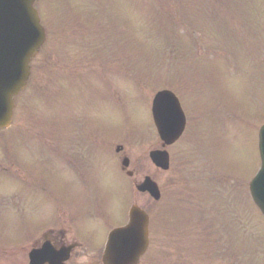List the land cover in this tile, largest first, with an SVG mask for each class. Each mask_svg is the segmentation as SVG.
Instances as JSON below:
<instances>
[{"label": "rangeland", "instance_id": "obj_1", "mask_svg": "<svg viewBox=\"0 0 264 264\" xmlns=\"http://www.w3.org/2000/svg\"><path fill=\"white\" fill-rule=\"evenodd\" d=\"M89 1L93 3L86 5V2H81L84 14L77 9L72 12V6L65 9L64 5L68 4L65 1L59 4L62 6L58 8L57 15L50 16L53 0H38L37 8L44 14L43 19L50 16L54 23L53 27L48 25L47 46L33 65L30 89L23 97L27 103L23 102L25 105L22 106L18 103L13 126L6 133H0V141L4 138L12 142L7 149L0 143V264H10L8 256L15 253L3 249L7 245L5 242L12 241L16 246L20 237L33 233L44 220L51 219L57 210H62V220L60 218L57 223H65L69 219L66 212L77 205L64 195L68 190L75 188L85 193L87 196H83V200L89 197L81 181H73L69 177L67 171H74V168L69 166L68 152L63 142L67 141L73 117L94 116L91 104L96 99V91L105 92L104 95L109 98L107 103L117 105L116 96L113 95L116 93L115 87L120 89L124 105L123 123L119 119L120 108L112 107L117 109L114 111L118 119L115 124L121 122V125L114 135L116 128L111 127L108 128L110 131L103 129L101 136L106 131L107 135H111V141L124 145V156L130 158V169L135 172V178H129L127 182L134 185L135 181L139 182L150 175L160 185L167 204L180 197L181 205L196 211L200 208L199 201L203 205L206 203L202 194L230 189L231 194L226 195L230 208L238 219L245 221L236 223L235 227L239 232L236 234L239 241H235V263L264 264L262 216L257 209H250L248 201L245 202L242 194H245L243 190L246 185H240L239 181H250L259 164L253 126L246 130L243 124L253 125L259 115H264V38L263 42L259 39L264 33V0H226L224 4L222 0H110L109 6H106L107 0ZM63 10L65 14L61 15ZM104 12L108 15L102 17ZM73 16L82 18L86 27L79 31L86 35L75 33L73 41L64 39L60 42L62 26H58L59 19ZM109 16L114 28L118 29L112 38L105 36L111 35L110 30L107 34L102 30V21H108ZM47 22L44 19V23ZM65 43L71 45L63 47ZM82 44L91 45L92 48L97 44L93 49L94 56L88 60L89 66L80 65L81 56L85 54L79 50ZM212 46H215L214 56ZM61 51L70 54V57L59 55ZM225 51L229 52L227 58ZM69 65L76 67L68 68ZM161 83L174 90L180 100L187 101H182V104L189 115L188 127L191 132L189 134L188 130L183 140L171 148L173 160L168 172L156 168L149 160L150 151L160 148L152 120L151 103L158 91L156 87ZM60 91L61 95H58ZM38 95L50 97L46 100L48 106L37 101ZM86 95L92 101L87 104L89 109L83 111V104L78 105L79 98ZM55 96L58 101L53 98ZM33 99V110L45 119L42 124L37 122L38 116L33 117L30 107ZM227 106L230 108L227 109ZM107 114L112 119L111 114ZM102 118L98 116L96 119L101 122ZM128 118L133 127L131 124L128 126ZM46 120H49L48 124ZM259 123L260 126L262 122ZM123 124L126 128L122 131L120 128ZM136 125L143 129L138 132L141 138L133 131ZM144 131L148 135L151 133L150 138ZM57 141L58 144L54 145ZM90 141L95 140L91 138ZM184 151L188 154L185 155ZM108 153L110 150L100 152L95 157L106 154L103 159H108V169L102 170L101 176L104 188L112 193L113 190H119L114 185L112 188L110 186L113 179L111 170L115 169L116 161ZM8 155L13 157L9 159ZM27 160L48 163L45 177H38L42 175L40 171L33 173L37 169H31ZM118 162L121 167L120 160ZM100 163L102 165L103 162ZM117 167L118 164L116 169L119 173ZM232 167L237 173L236 177H232L235 175ZM12 176L16 181L7 182ZM204 179L218 185L196 189L200 187L199 181ZM121 180L126 182L125 179ZM121 187L131 196L125 183ZM65 188L67 191H64ZM25 193L38 194L43 199L36 203L41 204L37 215L30 217L29 214L35 212V205L24 200ZM246 193L248 196V188ZM12 195L16 197L9 202V208L13 211L8 212L3 203ZM137 197L138 203L148 208L149 197L140 194ZM115 204L118 212V203ZM22 208L29 209L28 214L14 212ZM169 208L167 206L163 218L174 216L168 212ZM238 210L244 213L242 217ZM25 213L27 226L24 222ZM96 216L93 222L103 223ZM244 223H250L249 232L244 233L250 236V240L239 237L243 234L241 229ZM203 245L206 248L205 242ZM223 245L227 243L220 240L219 246L222 248ZM163 252L166 264L178 257L177 253L170 255L167 251Z\"/></svg>", "mask_w": 264, "mask_h": 264}, {"label": "water", "instance_id": "obj_2", "mask_svg": "<svg viewBox=\"0 0 264 264\" xmlns=\"http://www.w3.org/2000/svg\"><path fill=\"white\" fill-rule=\"evenodd\" d=\"M14 1V2H13ZM34 0H0V13L9 14V17H15V20L19 19L22 14L32 16L35 29L38 33L37 40L33 45H29L27 41H23L19 46L11 45L9 51L16 54L9 57L10 62L15 63L16 70L19 72H13V76L10 79H4L0 82V129L8 127L11 123L12 112L14 108L13 97L25 86L30 74L28 61L30 56L37 50V48L44 41V33L39 25V20L36 14L32 11V2ZM22 24V21L19 23ZM6 22L0 27V38L5 35L14 36V32L11 28H8ZM17 31V36H21L25 32L24 28L14 27ZM22 52L25 51L24 55ZM154 114L156 123L162 139L167 144H172L177 141L183 134L186 126L185 114L180 106L177 97L168 91L160 92L154 102ZM260 151L262 157V170L258 176L253 180L251 184V191L253 197L264 213V127L260 132ZM151 158L154 163L165 170L169 168V155L164 151H155L151 153ZM126 160L124 165L128 166ZM138 189L142 192L148 191L155 198L160 197L159 188L150 178H147L143 184L138 186ZM144 223V224H143ZM148 223L147 215L138 207H133L130 213V225L126 229L115 230L111 234L110 243L108 245L105 263L106 264H131L136 258L138 250H134L133 245L138 244L140 246L141 240L145 238L143 232L144 226ZM131 240V241H130ZM130 241L131 248L125 250L121 255V245H125ZM42 257H44L42 259ZM47 254L35 252L33 254L34 264H43L47 260Z\"/></svg>", "mask_w": 264, "mask_h": 264}, {"label": "flooded vegetation", "instance_id": "obj_3", "mask_svg": "<svg viewBox=\"0 0 264 264\" xmlns=\"http://www.w3.org/2000/svg\"><path fill=\"white\" fill-rule=\"evenodd\" d=\"M91 195V189L85 191ZM83 195H86L83 193ZM93 207L89 209L92 211ZM93 214L90 213V216ZM79 223H59L32 243L33 248L48 244L62 264H104L103 256L110 231L115 227L108 223H87L81 214ZM217 220L206 223H148V247L138 264H166L163 251L178 257L168 264H235L234 248L219 246ZM119 223L116 227L125 226ZM206 243L204 248L203 243ZM27 256V246L22 251Z\"/></svg>", "mask_w": 264, "mask_h": 264}]
</instances>
